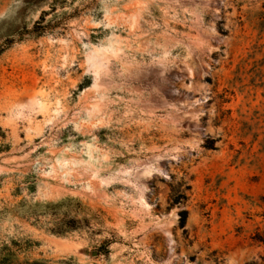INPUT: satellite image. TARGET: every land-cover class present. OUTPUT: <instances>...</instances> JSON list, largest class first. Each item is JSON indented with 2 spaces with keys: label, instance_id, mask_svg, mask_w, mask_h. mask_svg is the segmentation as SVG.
Listing matches in <instances>:
<instances>
[{
  "label": "rangeland",
  "instance_id": "374dc122",
  "mask_svg": "<svg viewBox=\"0 0 264 264\" xmlns=\"http://www.w3.org/2000/svg\"><path fill=\"white\" fill-rule=\"evenodd\" d=\"M7 247L264 264V0H0Z\"/></svg>",
  "mask_w": 264,
  "mask_h": 264
},
{
  "label": "trees",
  "instance_id": "16d2710c",
  "mask_svg": "<svg viewBox=\"0 0 264 264\" xmlns=\"http://www.w3.org/2000/svg\"><path fill=\"white\" fill-rule=\"evenodd\" d=\"M208 148H214V145L212 142H208L207 144ZM187 219V212L186 211H182L181 212V222L182 224L185 223ZM64 228H71L72 225L70 224H63ZM63 227L59 226L56 229H53L54 232L57 233H62L65 232L66 230H64ZM15 254L12 252V250L10 248H5L4 252L0 253V264H16L15 263ZM26 264H49V262H45V261H34V262H27Z\"/></svg>",
  "mask_w": 264,
  "mask_h": 264
}]
</instances>
